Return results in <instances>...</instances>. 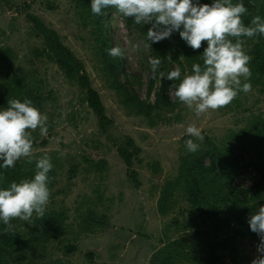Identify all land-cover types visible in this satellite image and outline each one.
I'll use <instances>...</instances> for the list:
<instances>
[{
    "label": "rangeland",
    "instance_id": "1",
    "mask_svg": "<svg viewBox=\"0 0 264 264\" xmlns=\"http://www.w3.org/2000/svg\"><path fill=\"white\" fill-rule=\"evenodd\" d=\"M29 14L56 30L82 63L111 120L105 129L86 104L84 90L67 80L52 59L37 55L43 41L35 34ZM104 16L108 48L119 45L128 49L125 58H113L120 64L114 79L103 63L105 36L101 35L88 3L0 0V99L8 106L9 99H17L21 90L29 88L31 93L42 96L36 107L48 117L47 136H42L39 129L32 133L33 162L21 158L12 168H0V176L12 175L17 183L20 178L31 180L36 159L45 154L53 164L48 185L50 201L44 218L34 216L32 224L18 218L11 221L22 256L17 257L15 251L2 253L3 262L149 264L153 254L177 240L176 244H183L190 256L174 255L170 264H252L260 255V240L253 239L236 221L235 217L243 214L238 215L240 212H235L230 201L216 203L223 210L220 221L207 216L205 210L215 204L211 198L220 193L228 180L238 188L252 184L256 170L243 165L246 161L251 159L264 167V79L249 66L252 75L247 82L252 90L239 91L228 106L201 116L178 99L172 100V87L165 93L168 102H157L159 79L149 92L153 74L149 60L154 53L145 47L151 23L136 25L115 8H108ZM258 40L245 38L244 48L250 57ZM206 47L205 41L198 50L189 48L186 55L173 35L158 45L166 56L175 58L173 67L180 68L183 77L192 73V57L201 58ZM116 81L129 85L140 102ZM10 83L17 87L11 95L6 90ZM190 124L202 129V142L186 133ZM128 139H132L138 152L132 151L133 147L126 143ZM188 139L200 144L196 152L187 151ZM118 146H126L133 153L130 166L118 153ZM212 149L219 152L215 156L217 169L205 175L210 182L202 189L205 198L195 207L185 188V168L195 156H202L208 165ZM230 152L243 155L234 174L224 166L230 160ZM71 165H76L74 173L70 172ZM132 171L135 177L130 175ZM165 187L171 194L166 199V213L161 214L158 200ZM257 197L258 211L264 203L260 194ZM243 212L248 216L249 211ZM58 214H63V230L41 243L32 241L36 226L47 225L49 218ZM71 245L75 250L68 252L67 246Z\"/></svg>",
    "mask_w": 264,
    "mask_h": 264
},
{
    "label": "clouds",
    "instance_id": "2",
    "mask_svg": "<svg viewBox=\"0 0 264 264\" xmlns=\"http://www.w3.org/2000/svg\"><path fill=\"white\" fill-rule=\"evenodd\" d=\"M115 8L124 17L134 18L136 25L151 23L147 31L145 47L151 48L170 38L173 32H179L193 50L204 48L203 64L192 65V73L184 75L181 82L172 85V100L178 99L196 116L209 110H218L228 106L239 91L252 90L247 82L252 73L249 67L251 57L246 53L245 38L264 36V18L256 15L246 26L243 16L248 13L242 3L233 0H214L212 4H200L199 0H91L93 15L104 14V9ZM151 42V43H149ZM113 58H125L127 47L119 45L107 50ZM171 62V56L167 57ZM153 77L162 65L159 57L150 58ZM167 77L176 81L181 78L180 68L167 73L160 71L159 79ZM48 117L35 107L30 99H9L8 106L0 110V168L8 169L16 165L21 158L28 163L35 159L32 133L39 129L47 136ZM186 133L195 140L203 141L202 129L190 124ZM186 149L196 152L200 144L193 139L186 140ZM34 179L11 182L10 187L0 189V222L6 225L5 231L14 233V219L32 224L33 217L43 219L50 201V176L53 168L51 157L43 155L36 159ZM248 223L252 232L260 237L257 245L258 255L252 264H264V207L252 214Z\"/></svg>",
    "mask_w": 264,
    "mask_h": 264
},
{
    "label": "trees",
    "instance_id": "3",
    "mask_svg": "<svg viewBox=\"0 0 264 264\" xmlns=\"http://www.w3.org/2000/svg\"><path fill=\"white\" fill-rule=\"evenodd\" d=\"M79 4L88 3V5L91 7V0H76ZM196 2V0H194ZM242 2L248 9V13L243 16V20L247 25L251 23V20L254 16L260 15L262 18H264V0L259 2L258 0H233V3H240ZM200 4H212L214 3V0H199ZM259 3V4H258ZM259 5V6H258ZM108 9V8H107ZM107 9H104V14ZM100 15L96 16L95 23L99 28V31L101 35L105 36L102 40V55H103V63L105 68L107 69L108 73L112 75L113 79L116 76L115 73L119 71L120 64L113 60V57L109 55L108 53V42L106 38V29L104 27V18L105 16ZM131 21H134V18L128 17ZM28 19L31 21L33 25V29L35 34L40 36V38L43 41V47L41 49L37 50V55H46L48 58L52 59L57 66L62 70L63 74L65 75V78L67 80L75 82L80 88L84 90L85 93V101L86 104L90 107V109L95 113L98 119V123L101 128H106L109 123H111L110 118L107 116L105 112L104 104L100 98V95L98 91L92 87L90 84V80L88 75L86 74L84 67L82 63L75 57L73 52L61 41L59 34L56 30L49 28L46 26V24L36 15L29 14ZM173 37L177 40L178 44L182 46L184 49V52L186 55H188L190 52L188 44L186 41H184L180 35L179 32H174ZM178 37V39H177ZM254 37H258L259 40L253 44L250 53L252 54L251 60L249 63L250 67H253V71L257 73L259 78L264 79V36L257 35ZM151 43V42H149ZM160 42L158 43H152L151 49L154 53V57H159L162 60V65L157 70L156 78L153 77L150 79L149 83V92L153 89L154 83L157 79H159V72L163 71L165 73L174 70L173 67V59L174 57L171 56L172 61L169 62L166 56V52L164 50H160L158 48ZM193 50V49H192ZM195 51V50H194ZM177 60V59H176ZM203 58H199L197 56L192 57V61L190 62L191 66L195 63H202ZM183 79V76L181 74L180 80L172 81L168 80L167 77L162 78L160 81L159 79V89L157 91V102L160 100L166 101L167 95L165 94L169 87H172V85L176 84L178 85L181 80ZM117 80V79H116ZM118 82V81H116ZM119 87H121L129 96L132 97V95L135 96V93H133L132 88L129 85H123L118 82L117 84ZM125 86V87H124ZM17 87L15 88L14 85L7 84L6 90L7 94L11 95L16 91ZM264 90V88H263ZM131 91V92H130ZM20 95L17 97V99L23 101L24 99H30L33 103V105L36 107L40 101L42 102L43 98L40 95L31 93L29 88L23 89L20 92ZM136 97V96H135ZM134 100L139 99L136 97ZM7 104L6 102L1 98L0 99V110L3 108H6ZM263 133H264V123H263ZM264 138V136H263ZM128 145L133 147V152H138L139 149L134 145L132 139H128L126 142ZM118 153L121 155V157L124 159L125 163L130 166L132 163V155L133 153L130 152L128 147L126 146H118ZM217 150H210L209 155H211V160L208 165H205L202 159V156H195L189 165L185 168V180H186V190L189 201L193 204L195 207H199L200 203L203 201L202 199L205 198V195L202 193V189L208 185V182H210V179H205V175L209 173H214L217 169V160L215 156L218 155ZM243 155L242 153L239 154H232L230 152V160H228V163H224V166L227 168V170L234 174L235 171L238 168V162L239 159H242ZM241 163V162H240ZM243 165L245 166H252L256 170V174L253 178L252 184H250L247 187L244 188H238L234 185H231L230 180H228L226 185H222L220 188V193H216L215 196H213L211 199L215 203L212 205V207L208 210H205V214L207 216H210L214 218L217 221H220L223 217V210L216 204L218 201H230L233 207L236 208L235 212H240L243 216H237L235 217L236 221L241 224L243 227L247 229L249 232V235L256 240H260V237L251 231L248 219L249 217L257 212L256 210V197L260 194L261 202L264 203V167L260 164H257L253 160L249 159L246 161ZM76 169V165L70 166V172L74 173ZM220 175H224L221 173V170L218 169ZM51 172V171H50ZM218 174V172H216ZM130 175L135 177V172H130ZM35 174L31 173V179H34ZM24 179L19 180V182H22ZM15 178L12 175H9L5 173L1 177L0 176V189H6L9 187V184L13 182ZM18 182V183H19ZM169 183L167 184V186ZM166 186V187H167ZM225 186V187H224ZM164 188L162 190V193L160 195V198L158 200V208L159 212L161 214L166 213L165 208L167 207L166 199L170 196V190L168 191L167 188ZM227 197L223 200V197ZM170 198V197H169ZM258 198V197H257ZM202 200V201H201ZM257 200V199H256ZM201 201V202H200ZM218 202V203H219ZM228 209V208H227ZM249 211L248 216L244 215L243 211ZM63 214H58L57 217H50V221L46 224H43L42 227H37L34 229L35 233L32 236V241L35 243L46 241L48 237H55L56 234L60 231H62L63 226L62 223L60 225V221H62ZM6 225L3 224V222H0V255L2 253H10L15 251L17 257L22 256V252L20 253L19 249V243L17 236H14L13 232H5ZM195 233V231H194ZM198 233V232H196ZM177 240H172L166 244V246L162 249L157 251L155 254L151 256L150 263L149 264H170V260H172L174 255H180L181 253L186 254V250L184 249L183 244H176ZM75 250L74 246H67V251L71 252ZM188 256L190 254L187 253ZM0 264H9V262L6 261L3 262V256H0ZM212 264V262H211Z\"/></svg>",
    "mask_w": 264,
    "mask_h": 264
}]
</instances>
